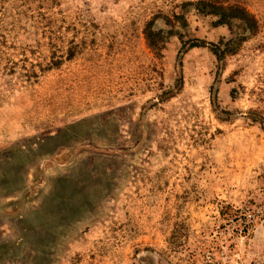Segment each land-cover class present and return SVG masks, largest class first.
<instances>
[{
    "label": "rangeland",
    "instance_id": "rangeland-1",
    "mask_svg": "<svg viewBox=\"0 0 264 264\" xmlns=\"http://www.w3.org/2000/svg\"><path fill=\"white\" fill-rule=\"evenodd\" d=\"M188 1L0 0V264H264V0Z\"/></svg>",
    "mask_w": 264,
    "mask_h": 264
},
{
    "label": "trees",
    "instance_id": "trees-1",
    "mask_svg": "<svg viewBox=\"0 0 264 264\" xmlns=\"http://www.w3.org/2000/svg\"><path fill=\"white\" fill-rule=\"evenodd\" d=\"M188 4L193 5L194 9L202 14L214 17L213 23L216 25L225 24L231 36H221L217 42H209V49L214 54L215 58L220 62L227 55L236 52L238 47L248 37L255 35L259 31V22L255 15L250 12L243 4L233 2L227 3L222 0H194L188 1ZM173 19L182 22L185 25L183 15L173 14ZM166 23L171 25L173 21L171 18L166 19ZM173 27V25H171ZM237 29V30H236ZM170 29L169 32H171ZM143 33L149 48L155 55H161V49L164 46L165 37L160 29L155 30L152 28V21H148L143 29ZM188 43V48L195 46H204L205 41L197 38H191L184 43ZM252 117V120L262 124L264 117Z\"/></svg>",
    "mask_w": 264,
    "mask_h": 264
}]
</instances>
